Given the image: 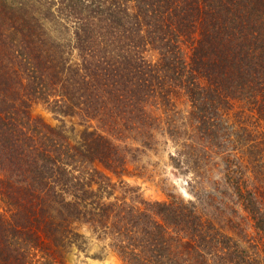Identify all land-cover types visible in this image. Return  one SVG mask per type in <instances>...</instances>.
<instances>
[{
	"label": "trees",
	"instance_id": "1",
	"mask_svg": "<svg viewBox=\"0 0 264 264\" xmlns=\"http://www.w3.org/2000/svg\"><path fill=\"white\" fill-rule=\"evenodd\" d=\"M177 121L196 170L225 164L248 246L196 203L109 191ZM83 228L124 264H264V0H0V264H65Z\"/></svg>",
	"mask_w": 264,
	"mask_h": 264
},
{
	"label": "rangeland",
	"instance_id": "2",
	"mask_svg": "<svg viewBox=\"0 0 264 264\" xmlns=\"http://www.w3.org/2000/svg\"><path fill=\"white\" fill-rule=\"evenodd\" d=\"M188 110V105L181 101L178 107L179 119H186ZM36 114L44 116L51 124L59 123L43 107H38ZM179 121L176 122L178 128L174 136L167 134L165 130H159V144L155 143L149 149L140 148L138 152H133L132 150H137L141 144L131 141L127 149H124L123 171L120 170L119 175L111 171L105 172L112 183L109 191L113 197L120 200H139L142 207L146 202H163L171 196L186 203H196L200 211L208 219H212L218 229L237 239L243 246H248L246 242L255 234L254 229L248 215L222 179L225 164L219 156L212 155L211 164L206 161L207 164L196 170L199 158L195 159V156L193 159L188 154H182L178 144L190 142L203 151L206 143L202 142L192 126L187 124L183 127ZM196 172L201 174L198 178ZM234 223L240 225L239 230L233 226ZM81 231L85 234V243H82L80 249L77 246L69 249L65 264H124L109 240L96 238L87 228Z\"/></svg>",
	"mask_w": 264,
	"mask_h": 264
}]
</instances>
